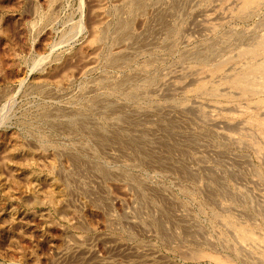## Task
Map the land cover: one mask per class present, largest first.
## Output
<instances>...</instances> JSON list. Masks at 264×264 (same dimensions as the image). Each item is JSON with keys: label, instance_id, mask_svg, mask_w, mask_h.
I'll use <instances>...</instances> for the list:
<instances>
[{"label": "rangeland", "instance_id": "rangeland-1", "mask_svg": "<svg viewBox=\"0 0 264 264\" xmlns=\"http://www.w3.org/2000/svg\"><path fill=\"white\" fill-rule=\"evenodd\" d=\"M244 1L0 0V264H264Z\"/></svg>", "mask_w": 264, "mask_h": 264}, {"label": "bare ground", "instance_id": "bare-ground-1", "mask_svg": "<svg viewBox=\"0 0 264 264\" xmlns=\"http://www.w3.org/2000/svg\"><path fill=\"white\" fill-rule=\"evenodd\" d=\"M258 0H245L243 6L240 8V13L245 12L248 7L257 2ZM138 6V5H137ZM132 7V5H131ZM141 7V5H140ZM121 27V26H120ZM244 52V51H243ZM248 60L245 68L241 72H235L226 78V82L240 90L244 95H251L254 97L259 106L264 105V35L256 41L255 46L251 51H248ZM261 55L260 61H257V56ZM219 70V66L215 67ZM258 75V76H256ZM198 87L208 93L215 94L216 88L212 85H207L206 83H201ZM258 88L259 90H256ZM259 92L262 94H259ZM259 124L264 123V120L257 121ZM248 237V236H245ZM215 261L221 262L220 258L213 257ZM228 264V263H227Z\"/></svg>", "mask_w": 264, "mask_h": 264}]
</instances>
